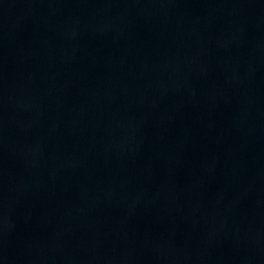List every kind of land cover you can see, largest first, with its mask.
<instances>
[{"label":"water","instance_id":"water-1","mask_svg":"<svg viewBox=\"0 0 264 264\" xmlns=\"http://www.w3.org/2000/svg\"><path fill=\"white\" fill-rule=\"evenodd\" d=\"M0 264H264V0H0Z\"/></svg>","mask_w":264,"mask_h":264}]
</instances>
